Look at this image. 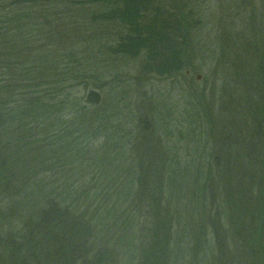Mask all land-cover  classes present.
<instances>
[{
  "label": "trees",
  "instance_id": "16d2710c",
  "mask_svg": "<svg viewBox=\"0 0 264 264\" xmlns=\"http://www.w3.org/2000/svg\"><path fill=\"white\" fill-rule=\"evenodd\" d=\"M75 5L97 9L91 22L116 24L112 43L103 44L105 55L140 56L142 74L173 83L191 69L193 21L183 0H0V264H113L109 247H100L108 230L118 232L129 264H171L172 220L165 204L179 161L177 152L157 156L154 139H174L183 124L120 118L113 110L118 103L106 106L94 89L105 85L81 49L48 44ZM259 59L253 78L264 94V57ZM216 90L195 91L197 106L213 101ZM255 101L244 123L218 113L201 127L211 160L202 161L197 173L201 185L217 181L224 200V210H215L220 227L211 232L219 264H264V96ZM184 115L196 120L185 109L180 118L187 120Z\"/></svg>",
  "mask_w": 264,
  "mask_h": 264
},
{
  "label": "rangeland",
  "instance_id": "374dc122",
  "mask_svg": "<svg viewBox=\"0 0 264 264\" xmlns=\"http://www.w3.org/2000/svg\"><path fill=\"white\" fill-rule=\"evenodd\" d=\"M81 6L75 5L63 14L59 23L61 32L48 44L60 49L75 44L81 49L83 61L90 65L91 72L101 76V86L105 85L102 90L94 89L102 96L106 106L118 103L113 110L120 118L130 121L134 114L135 117H147L150 126L156 123L162 127L173 119L183 124L182 132L174 139L161 140L166 150L159 145L158 137L154 139L155 143H159L155 146L157 156L177 152L179 161V168H172L177 179L172 184L174 188L170 189L174 193L169 194L171 197L165 204L172 220L171 253H176L171 254V264H219L217 243L211 232L212 228L220 227L215 210H224V200L215 184L217 181L213 182L210 178L201 185V172L197 173L201 170L202 161L211 160V154L208 155L204 149L201 130H205L207 120L208 124L214 123L215 114L218 113L223 118L230 115L234 117L233 120L244 123L249 108L256 99L264 96L263 89L255 87L253 78L255 57L258 60L260 56L264 57L261 41L264 37V0H183L184 11H188V18L194 25L192 23L189 32L191 55L188 65L191 69L182 70L181 76L177 77L178 83H173L172 78L142 74L140 56L128 59L105 55L103 44L110 45V38H114L117 26L106 21L91 22L89 15L97 9L94 6ZM59 8L61 12L65 11L62 5ZM218 59L224 62L219 63ZM197 75L199 78H196ZM213 86H217L214 100L206 99L203 106H197L195 91L198 94L204 90L205 94L210 95ZM223 87L229 90L226 91L227 95H232L228 100L223 98ZM109 89L113 90L110 97H106L105 92ZM78 91L76 87L72 93L77 95ZM222 102L227 106L219 110ZM184 109L196 116L194 123L186 115L187 120L180 118ZM213 125L212 128L217 130V125ZM175 141L179 146L173 150V146L177 145ZM227 200H232L230 194ZM236 210V206L232 205L231 211ZM117 235L116 231H106L104 239L107 242H101L100 247H109L113 264H129L130 255L121 253L124 248ZM207 241L211 246L205 256L201 249Z\"/></svg>",
  "mask_w": 264,
  "mask_h": 264
},
{
  "label": "water",
  "instance_id": "95a60500",
  "mask_svg": "<svg viewBox=\"0 0 264 264\" xmlns=\"http://www.w3.org/2000/svg\"><path fill=\"white\" fill-rule=\"evenodd\" d=\"M196 78H199V75H197Z\"/></svg>",
  "mask_w": 264,
  "mask_h": 264
}]
</instances>
